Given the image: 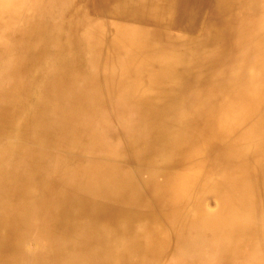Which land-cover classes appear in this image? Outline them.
<instances>
[{
	"label": "bare ground",
	"instance_id": "obj_1",
	"mask_svg": "<svg viewBox=\"0 0 264 264\" xmlns=\"http://www.w3.org/2000/svg\"><path fill=\"white\" fill-rule=\"evenodd\" d=\"M0 264H264V0H0Z\"/></svg>",
	"mask_w": 264,
	"mask_h": 264
}]
</instances>
